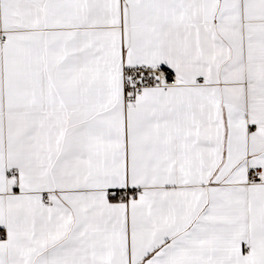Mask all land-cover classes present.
<instances>
[{
	"label": "snow or ice",
	"instance_id": "snow-or-ice-1",
	"mask_svg": "<svg viewBox=\"0 0 264 264\" xmlns=\"http://www.w3.org/2000/svg\"><path fill=\"white\" fill-rule=\"evenodd\" d=\"M0 264H264V0H0Z\"/></svg>",
	"mask_w": 264,
	"mask_h": 264
}]
</instances>
